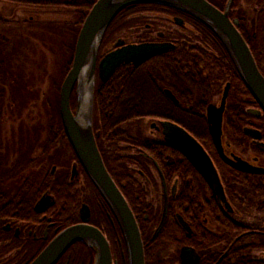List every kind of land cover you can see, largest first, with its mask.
Instances as JSON below:
<instances>
[{
    "label": "flooded vegetation",
    "instance_id": "af4514ba",
    "mask_svg": "<svg viewBox=\"0 0 264 264\" xmlns=\"http://www.w3.org/2000/svg\"><path fill=\"white\" fill-rule=\"evenodd\" d=\"M206 1L220 11L224 10L227 2V0ZM240 1L233 0L229 9V19L237 21L236 28H239L240 35L242 34L240 24L247 27L246 32L253 30L249 33L253 40L257 36L255 31L259 32L260 30L263 34L264 47V11L261 20H257L259 11H261L260 0H246V4L252 5L255 9V18L245 19L243 22L238 19L239 17L243 18V8L239 5ZM137 6L130 9L125 17V20L134 22L128 28L133 34L131 40H126V37L121 35L112 42L111 47L105 48L101 55L99 53L100 44L97 55L95 86L96 82L107 83L114 72L121 69L122 97L123 100H126L127 79L131 80L142 75L146 77L150 82L149 84L156 90L149 101L153 105L152 112L150 116L129 117V122L123 124L122 129L130 138L140 141L143 139L142 135L139 132L130 133L127 126L133 122L148 119L147 130L150 137L148 139L163 143L171 148L174 147L169 143L170 135L164 123L175 124L188 132L210 158L222 185L225 200L231 209L230 211L226 209L224 204L217 199L205 178L190 165L199 175L202 183L200 202L203 211L199 215V226L208 234L220 236L210 214L206 212L207 203H212L217 207L218 215L223 214L230 218L234 225H240L242 229H245L242 234H251L252 239L255 235L264 236V225L259 226L258 223L245 224L240 219L243 216H253L255 213L256 216L263 215L261 221L264 223V114L241 80L243 86L236 92L232 82V80L235 81L232 72L220 66L221 59L219 51L216 49L220 42L209 30L211 34L204 33L196 20L172 8L152 4H137ZM20 12H22L20 9H12L6 15L0 13V48H2L0 49V264H29L59 232L81 223L83 206L89 212L88 224L97 228L109 244L111 264H125V251L117 224L111 213L107 214L108 223L114 228V231L109 229L104 215L100 213V210L97 211L94 208L103 200L78 165L62 127L59 115V90L69 69L61 70L58 67V70L53 72V80L51 81V74L46 76L47 71L39 66L34 68L37 70L36 72L29 73L27 70L29 67L14 65L15 61L25 62V54L22 51L25 42L23 38L20 42L12 44L7 31L8 33H16L17 27L24 26L25 22L18 17ZM30 20L31 17L27 19L26 24L29 25ZM123 29L121 33L125 32L126 28ZM242 38L245 41L243 36ZM118 41H121L123 45L147 43L166 44L172 47L161 54L146 59L137 67L131 64L121 65L103 82L99 77L98 63L104 55L115 49L114 45ZM176 49L178 50L175 59L172 61L160 60L164 54L171 51L175 52ZM8 59L13 65H7ZM173 62H182V66L176 68L172 65ZM163 63L167 66L165 69L161 66ZM233 69L237 74L235 68ZM261 74L264 76V70ZM40 77L41 80L46 77L52 82L54 89L58 80L60 85L56 100L46 99L50 114L45 127L42 130H33L32 128L39 121L34 108L40 98L35 97L33 93H30L29 95L32 97L26 100L8 98L5 97V90L7 93L9 86L17 90L29 86L33 87L34 82L32 81L39 80ZM215 83L218 84L217 87H214ZM176 88L181 89V91H176ZM192 88L204 90L202 100L199 103L202 107L199 113L191 112L189 108L191 101L188 97ZM225 89L226 98L221 115V151L226 158L235 160V163H240L247 170L236 169L222 160L216 151L209 131L208 110L216 115ZM34 91L37 95L39 94L38 90L34 89ZM73 93L74 89L70 96L72 112H74ZM136 97L135 94V99L129 98L132 99L130 103L136 104ZM231 101L234 108L230 107ZM41 105L45 106V104ZM239 107L243 108L242 113L238 112ZM44 112L43 109L39 115L43 116ZM100 116L93 110L92 130L95 138L99 136L96 128ZM103 117L110 118L106 114H103ZM172 118L181 119L180 121L191 126L201 139L198 140ZM196 121L198 122L196 123ZM101 146L106 145L104 143ZM117 146L129 148V154L142 155L140 149L132 144L118 143ZM124 153L127 154V151ZM122 167L127 170L128 173L126 174L132 176L146 195L147 192L154 194L161 201V208L158 212L159 219L152 229L153 235L155 236L160 231L161 228L155 234L163 216H165L164 221L167 216H170L175 225L171 227L169 239L165 243L166 249L169 250L167 258L162 262L151 259L149 264H221L223 243L201 242L204 252L198 250L197 245L190 241L194 236L190 220L182 216L177 207L174 208L171 203L169 206V202L175 200L178 193L179 179L177 177L165 179L159 165L153 161L149 165H122ZM227 180L231 185L230 194L228 189L226 190L224 187ZM121 185L124 186V182ZM146 195L144 201L155 210L156 207L151 204L150 200L146 199ZM134 199L138 203L137 205L133 204L136 208L131 207L126 202L139 229L138 214H145L146 210H141L142 199L137 194H134ZM208 200L210 202H207ZM208 211L210 210L208 209ZM151 214L154 215V211ZM178 216L189 227L190 233L179 224ZM143 220H148L147 214L143 216ZM116 230L118 237L115 235ZM237 240L238 235L234 238V242ZM185 249H191L193 251L192 256H198L196 262L189 251H184ZM259 252H261V256L264 255V250H259ZM251 261L264 264V260L261 258L256 259L251 256ZM94 262V248L87 243L77 242L70 246L55 264H94Z\"/></svg>",
    "mask_w": 264,
    "mask_h": 264
},
{
    "label": "water",
    "instance_id": "95a60500",
    "mask_svg": "<svg viewBox=\"0 0 264 264\" xmlns=\"http://www.w3.org/2000/svg\"><path fill=\"white\" fill-rule=\"evenodd\" d=\"M232 2L233 0H227L224 10L220 11L206 0H96L79 29L71 65L59 90V115L78 165L101 196L117 224L124 246L125 264H145L144 251L134 216L103 164L92 130L95 74L101 41L115 17L127 7L152 4L184 13L201 23L217 38L232 61L241 82L264 114V76L258 70L248 45L236 28L237 21H231L228 17ZM114 46L115 49L104 55L98 63L99 77L103 82L121 65L131 64L137 67L146 59L172 47L147 43L123 45L121 41L116 42ZM73 89L74 112L70 108ZM225 98L226 89L216 115L208 110L207 121L211 138L224 162L236 169L247 170L240 163H235V160L226 158L221 151V115ZM164 125L170 135L169 143L205 178L217 199L230 211L214 166L200 144L177 125ZM164 218L165 216L162 217L155 234L163 225ZM177 219L182 228L190 233L183 220L179 216ZM88 220L89 212L83 206L81 223L59 232L29 264H55L62 254L77 242L87 243L94 248V264H111L107 240L97 228L88 224ZM184 251H189L191 257L197 261L198 256H192L191 249Z\"/></svg>",
    "mask_w": 264,
    "mask_h": 264
},
{
    "label": "trees",
    "instance_id": "16d2710c",
    "mask_svg": "<svg viewBox=\"0 0 264 264\" xmlns=\"http://www.w3.org/2000/svg\"><path fill=\"white\" fill-rule=\"evenodd\" d=\"M4 1L26 5L29 4L31 6H58L63 9L71 8L74 12V22L72 24L74 40L73 44L71 43L72 47L70 50V55L68 57L67 63L65 64L66 67H70L77 34L85 16L87 15L95 0ZM263 3L264 0H260L259 7L261 11H259V16L257 18V20L259 19V21L261 20L262 13L264 11ZM135 7L138 6L133 5L125 8L112 21L101 42L99 51L100 55L101 52L105 50V48L107 49V45L115 41L116 38L121 37V30L123 28H127L134 24V22L131 20H125V17L127 15V12ZM238 19L240 20V22L245 21L244 18L239 17ZM198 26L204 33H210L208 29L199 22ZM240 27L242 28L241 35L244 37L250 48L257 68L262 73V71L264 70V47L262 40L263 34L260 30L259 32L254 30L257 33V36L253 40L249 36L250 31L253 30L246 32V26L240 24ZM237 30L239 31V28H237ZM239 33L241 32L239 31ZM216 49L219 51V56L221 59L220 66L232 72L233 78L235 79V81L232 80V82L234 87L236 88V92H238L240 87L242 88L243 85L233 69L234 66L232 61L230 60L227 52L220 43L217 44ZM177 50L178 49H176L175 52L171 51L167 54H164L162 57H160V60L166 59L172 61L176 58L175 55L177 54ZM172 65L176 66V68H180L182 66V62H173ZM161 66L164 69L167 67L164 63ZM176 68L175 70H177ZM120 70L121 69H117L111 76V78L107 81V83L103 84L100 82H96L93 110L94 112L99 113L101 116L98 119V126L96 128V130L99 132V136L95 138V141L100 152L103 164L106 166L110 177L112 178L116 186L120 189L128 204L131 207L134 206V208H136L135 205H137L138 203L134 199V194H137L138 197L142 199L141 210H146L145 214L148 215V220L144 221L143 216L145 214L140 213L138 214L139 216L137 217V221L139 224L141 239L143 243L145 264H149L151 259H157V250L159 248V245L168 241L171 227L175 225L171 217L167 216L160 231L155 236L153 235L152 229L159 219V210L156 208L155 210L157 211H155L153 207H150L151 205L149 206V203H146L144 201V196L146 195V193H144V190L139 186L137 182H135L130 174H126L128 172L122 167V165H149L152 161L159 165L165 179L173 177H177L179 179L178 193L175 200L169 202V206H171V203L174 208H178L177 210L182 216L190 220L191 226L194 230V236L190 239V241L197 245L198 250L204 252V248L201 246V242L209 244H217L218 242H220L223 243L221 251V264H262L261 262L251 261L250 251L264 250V236L255 235V237L252 239L251 237L253 236L251 234H242L245 229H242L240 225H234L231 222V219L224 216L223 214L218 215L219 213L216 212L217 207H215L214 204L207 203L208 205L206 212L210 214V218L218 228L220 236L216 237L214 235L208 234L199 226V215L203 211L200 202V188L202 186V183L199 175L190 166L191 164L189 163V161L183 155H181L178 150L171 148L170 146L163 143L152 141L149 139H142L140 141L133 140L126 134V131L122 129L123 124H127L130 120L129 117L131 116H150L153 105H151L149 101L152 98L151 95H153L156 90L151 86V84H149V80L146 77H143V75L131 80L127 79L128 84L126 86V100H123ZM217 86L218 84L215 83L214 87ZM174 87L175 85L172 88L174 89ZM175 90L181 91V89L179 88H176ZM203 91L204 90L201 91L198 88H192V90L189 91L188 99L189 101H191V103L189 104L191 112H201L202 107L199 103L202 100ZM134 93L137 95L136 104L130 103L132 99H135ZM232 101L230 103V107L234 108L232 106ZM242 109V107H239L238 112L242 113ZM103 114L108 115L110 118H104ZM172 119L181 124L198 140L201 139L197 132L185 122L180 121L181 119ZM197 122L198 121H196V123ZM104 143L106 146H101V144L103 145ZM118 143L132 144L140 149V153L142 155L135 156L129 154L128 151L130 149L120 148L117 146ZM125 151H127L128 154H125ZM142 170L145 171L144 168H142ZM122 182H124V186L121 185ZM224 187L226 188V190L228 189L227 191L230 194L231 185L228 180L224 183ZM207 202H210V200H208ZM94 208L97 209V211L100 210V213H102L105 217V222H107L106 225L108 224V228L114 231V228L111 227V225L108 223L107 214H110V211L106 204L101 201V203L96 204ZM208 209L210 211H208ZM153 211L154 215L151 214ZM115 232L116 237H118L119 235L117 230ZM237 235L238 240L234 242V238ZM206 257L208 256L206 255Z\"/></svg>",
    "mask_w": 264,
    "mask_h": 264
},
{
    "label": "rangeland",
    "instance_id": "374dc122",
    "mask_svg": "<svg viewBox=\"0 0 264 264\" xmlns=\"http://www.w3.org/2000/svg\"><path fill=\"white\" fill-rule=\"evenodd\" d=\"M239 5L243 8L242 10L244 19L250 20L252 17L253 19L255 18V9L252 5H247L246 0H241ZM12 9H20V11L22 12L19 13L18 17L21 18V21L25 22L24 26L17 27L16 33H8L7 31L9 40L12 44H16V42L18 41L20 42V40L23 38L25 42V47L22 48V51L25 54V62L21 63L15 61L14 65H22L29 67L27 68V70H29V73L34 71L36 72L37 70H34V68L36 66H39L40 68L47 71L46 76L51 74V81L53 80V72H55L56 69L58 70V67H60L61 70H64L65 68L69 69V67H66L65 64L67 63L74 40V32L72 25L74 22L73 10L71 8L63 9L58 6H31L0 0V13H4V15H6L7 13H10ZM29 17H31V20L29 21L30 23L28 25L26 23L28 22L27 19ZM130 27L131 26L127 27L125 29V32L121 33V35L126 37V40H131V38L133 37L131 29L130 31L128 29ZM128 31L130 32V34ZM111 45L112 43L107 45V48L111 47ZM7 65H13L11 61L9 62V59ZM32 82H34L33 87L29 86L28 88L24 89L19 88L17 90L16 88L13 89L9 86V89H7V93L5 90V97H13L17 99L20 98L26 100L32 97L29 95L30 93H33L35 97H39L40 100L38 101L37 106L34 108V111L36 110L35 113L37 114L39 121L38 124H36V126H34L32 129L42 130V128L45 127V124L47 123V118L50 114V111L48 110V104L46 102L50 99L56 100V98L58 97V88L60 85V81L58 80L55 89L53 87L54 85L52 84V82H50L46 77H44L42 80L40 77L39 80L35 79V81ZM34 89L38 90V95L36 94ZM40 101L41 103H39ZM41 104H45V106H42ZM43 109L45 112L43 116H40L39 113H42ZM148 124L149 120L144 119L140 122H133V124H130L127 127L130 133L139 132V134L142 135L143 139H148L150 138L148 136L147 130ZM146 196V199L150 200L151 204L155 206L158 210H160L161 201L159 200V198H157L154 194L148 192ZM262 217L263 215L256 216L255 213H253V216H243L240 217V219L245 224L258 223L259 226H263L264 223L261 221L263 219ZM168 251L169 250L166 249L165 243L160 244L157 250V262H162V260L167 258V254H169ZM250 256L256 259L261 258L262 260H264V255L261 256V252H259V250H251Z\"/></svg>",
    "mask_w": 264,
    "mask_h": 264
}]
</instances>
